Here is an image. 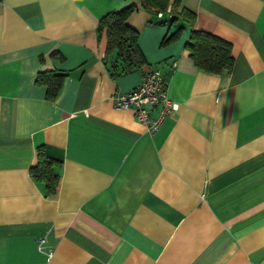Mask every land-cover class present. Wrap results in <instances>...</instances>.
Instances as JSON below:
<instances>
[{
	"label": "crops",
	"instance_id": "0c3cea01",
	"mask_svg": "<svg viewBox=\"0 0 264 264\" xmlns=\"http://www.w3.org/2000/svg\"><path fill=\"white\" fill-rule=\"evenodd\" d=\"M173 1L0 0V264H264V0ZM129 2L144 62L119 72L97 22ZM192 29L230 43V70L194 64ZM149 69L178 105L153 132L109 98ZM38 145L51 194L29 175Z\"/></svg>",
	"mask_w": 264,
	"mask_h": 264
},
{
	"label": "trees",
	"instance_id": "16d2710c",
	"mask_svg": "<svg viewBox=\"0 0 264 264\" xmlns=\"http://www.w3.org/2000/svg\"><path fill=\"white\" fill-rule=\"evenodd\" d=\"M144 6L153 12L167 10L168 0H143ZM179 0H174L169 8L170 12L184 16L186 10L176 11ZM135 8L134 2L113 8L103 14L97 22V31L105 36V53L115 52L122 68L119 72L128 71L144 62L142 53L137 44V30L131 27L126 19ZM175 16L173 18H175ZM178 29L166 35L161 43H167L175 38ZM194 64L209 72H220L222 69L230 70L233 64L230 43L212 33L192 29L185 43ZM51 56L61 58L57 50L49 52ZM40 59L42 57L40 56ZM115 72V71H114ZM112 73L113 75L116 73ZM65 73L60 69H41L36 73L35 82L45 85V97L54 99L61 87ZM57 160L49 157L42 145L36 147V161L29 167V175L33 180L43 182L47 194L54 192L58 181V174L54 171Z\"/></svg>",
	"mask_w": 264,
	"mask_h": 264
},
{
	"label": "built area",
	"instance_id": "2783aa9c",
	"mask_svg": "<svg viewBox=\"0 0 264 264\" xmlns=\"http://www.w3.org/2000/svg\"><path fill=\"white\" fill-rule=\"evenodd\" d=\"M115 107L131 108L135 118L145 124L148 131L153 132L162 119L170 112L177 109L175 101L168 97L166 81L157 69H149L142 76L138 84L126 92L114 91L109 96ZM155 109L156 115H150ZM44 239L39 238L41 247ZM51 254V251H48Z\"/></svg>",
	"mask_w": 264,
	"mask_h": 264
}]
</instances>
